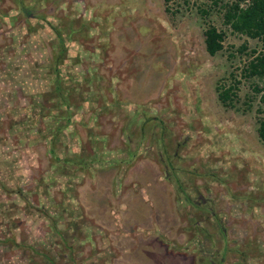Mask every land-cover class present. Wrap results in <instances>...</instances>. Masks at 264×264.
Instances as JSON below:
<instances>
[{
    "label": "rangeland",
    "instance_id": "obj_1",
    "mask_svg": "<svg viewBox=\"0 0 264 264\" xmlns=\"http://www.w3.org/2000/svg\"><path fill=\"white\" fill-rule=\"evenodd\" d=\"M233 1L48 0L32 31L0 1V242L59 264H264V91L253 90L264 81L244 77L264 44L224 24ZM48 22L63 31L61 91L80 103L57 152L105 160L73 177L48 152L59 41ZM209 27L226 34L214 57ZM144 116L159 122L144 131ZM7 245L0 264L31 263Z\"/></svg>",
    "mask_w": 264,
    "mask_h": 264
},
{
    "label": "trees",
    "instance_id": "obj_2",
    "mask_svg": "<svg viewBox=\"0 0 264 264\" xmlns=\"http://www.w3.org/2000/svg\"><path fill=\"white\" fill-rule=\"evenodd\" d=\"M11 1L15 6V10L17 11V15L10 17L11 22L15 24L17 20L23 18L28 23L29 31H32L35 28L31 20L33 19L44 20L46 17L45 15H41V13L37 11L39 10L40 5L48 0H11ZM164 1L165 3L172 2V0H164ZM221 1L222 0H212L215 6H218ZM246 3H248V5L242 7V4H246ZM222 6L224 11V15H223L224 24L230 28L233 34L246 36L252 40L257 39L264 44V0H234L232 3L224 4ZM204 14H208V13H204ZM64 19L67 21L64 24L66 26L67 24L69 25L68 27L66 26L64 27L65 29L67 28L66 29L67 32L70 31L69 33H67V37L72 42L74 41L73 36L75 35L76 31H78L72 28L75 20L70 21L71 19H69L68 17H65ZM47 25L50 26L51 30L55 32V35L59 39L58 49L54 53V57H53L54 62L52 63L54 65L53 71L56 74V78L54 80L56 89L54 93L57 96L55 103V105L57 104L56 107L57 113L52 115L56 123L53 124V130L51 131V135H50L51 139L49 142L48 152L49 154H52L53 158L55 159L57 170L58 171L61 170L63 175H68L70 177H73L76 176L77 172H88L89 170H91V168L94 165L96 164L101 165L103 162H105V160L102 157L98 159L95 156L90 157L89 155H85V154H75L73 156H68L67 159L66 158L61 159L60 155L57 152L61 146V142H62L61 138L62 136L65 135V131L71 125L72 118L76 112V108L78 109L80 103L79 104L72 103L68 95H66L65 93L63 94V92L61 91L62 81L60 79L59 72L57 71V67L61 65L62 62L65 61L66 59V57L64 58V55L66 53V49L64 46L65 42L62 40L63 31L55 28L54 25L51 24L50 22H48ZM82 31L83 30L80 29V32ZM204 37H205L204 41H205L206 51L211 57L216 56L218 53L224 50V42L226 39V34L223 31H219L215 27H209L205 31ZM245 51H246V47H243L241 49V52L244 53ZM252 55L254 57L252 58V60L248 62L247 66L244 69V77L246 79L258 78L264 81V50L260 53H257L255 50H253ZM237 86L238 85H234L229 89L221 90L222 92L220 93L219 98L224 105L229 104V101L232 102L233 98L236 97L235 88H237ZM253 90H255V93L257 94H260L261 92L264 91V89H261L257 85H254ZM79 99L82 102H85V98L84 99L79 98ZM154 121L159 122V120L156 118L144 116V121L141 126V129L145 131L143 127ZM131 128L132 127H130V129ZM258 135L260 141L264 144V120L260 122ZM142 136L145 138V135L143 133ZM159 139L161 141L162 139L164 141H167L166 138L162 137V135L159 136ZM51 222L52 224H54L55 220L52 218ZM71 226H73L74 233H78V225L76 223H72ZM53 234L60 239H62L63 237L62 233H58L59 234L58 236L56 235V233ZM76 241L77 240L75 239L74 244H76ZM0 244H8L7 246L9 247L12 248L17 247L18 249L20 248L24 251L30 249L31 251L30 252L31 254L29 256L31 260L30 264H59L55 260L52 254L53 252L50 250L47 251V250H38L37 248L34 249L33 247L26 245L25 242L16 243L14 238H8L6 241L0 242ZM67 248L68 251H71L70 247L67 246ZM72 259H74L73 256ZM223 260L224 259L222 258L220 264H223ZM71 262L72 264H75L74 260Z\"/></svg>",
    "mask_w": 264,
    "mask_h": 264
}]
</instances>
